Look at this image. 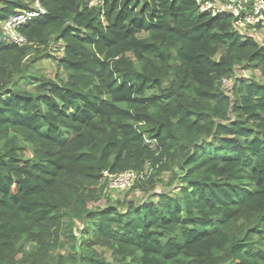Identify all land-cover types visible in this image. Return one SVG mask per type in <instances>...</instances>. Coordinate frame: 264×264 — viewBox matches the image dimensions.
<instances>
[{
	"label": "trees",
	"instance_id": "obj_1",
	"mask_svg": "<svg viewBox=\"0 0 264 264\" xmlns=\"http://www.w3.org/2000/svg\"><path fill=\"white\" fill-rule=\"evenodd\" d=\"M40 2L17 46L0 0V264H264V46L198 0Z\"/></svg>",
	"mask_w": 264,
	"mask_h": 264
},
{
	"label": "built area",
	"instance_id": "obj_2",
	"mask_svg": "<svg viewBox=\"0 0 264 264\" xmlns=\"http://www.w3.org/2000/svg\"><path fill=\"white\" fill-rule=\"evenodd\" d=\"M99 2L100 0H91L90 6ZM26 4H29V9L19 11L2 24V39L4 41L17 46L26 45L27 40L21 34V28L34 19L46 14L40 0H26ZM198 4L201 13L211 14L213 17L222 14L231 15L235 19L236 28L242 33L245 31L243 28H264V0H225L224 3L220 4L216 0H198ZM103 177L106 181L112 178L115 179L114 185H111L109 181L108 187L105 184V195L109 194L108 188L111 190H124L128 186H134L135 183L144 180L143 174L132 171H126L118 175L105 172Z\"/></svg>",
	"mask_w": 264,
	"mask_h": 264
},
{
	"label": "rangeland",
	"instance_id": "obj_3",
	"mask_svg": "<svg viewBox=\"0 0 264 264\" xmlns=\"http://www.w3.org/2000/svg\"><path fill=\"white\" fill-rule=\"evenodd\" d=\"M26 3V0H23ZM219 4L220 3H224L225 0H216ZM245 31H243L245 34L251 35L252 37H254L256 39V41H258L262 46H264V28H258V29H254V28H243ZM62 49L59 50V46L55 45L52 46V48L50 49V55L54 56V58L51 59H45L40 61L37 64V71L40 72L41 74L54 79L56 77V75L58 74V66H57V59L62 58ZM54 59V60H53ZM238 72V76H242L245 78H250L253 77V75H255L257 78L259 77V73L257 71H250V70H243ZM228 83L225 84V89L227 90L228 88H230L232 86V82L231 81H227ZM153 143L151 142L150 145H152ZM135 172V171H132ZM178 172V171H177ZM137 173V172H135ZM144 175V177H148L151 174V169H149V167L146 168V171L144 173H141ZM170 177V173H166L163 175L162 180L166 182V180H168V178ZM109 183L111 185H114V181L115 179H108ZM108 181H106L105 179H103L102 184H106L107 187L109 185ZM133 186V185H132ZM132 186H128L126 187L124 190H120V189H115V190H111L108 188V193L110 195H114L113 197L116 196L117 199L125 201V203L127 201H136L137 203H141L144 202L145 200H148L149 197L148 195H145L146 192H144L142 189H137L136 191L132 192ZM174 186V185H173ZM172 186V187H173ZM172 187H170L172 189ZM177 187V184H175L174 188L172 191H174ZM154 191H158L159 193L161 191H170L167 189V187H165V185H161L158 184L155 187ZM150 195V193H149ZM145 198V199H144ZM98 207H105V203H97V204H91L90 208L91 209H96ZM76 225H81L79 222H76ZM68 251H63L62 254H67Z\"/></svg>",
	"mask_w": 264,
	"mask_h": 264
},
{
	"label": "crops",
	"instance_id": "obj_4",
	"mask_svg": "<svg viewBox=\"0 0 264 264\" xmlns=\"http://www.w3.org/2000/svg\"><path fill=\"white\" fill-rule=\"evenodd\" d=\"M251 36V35H250Z\"/></svg>",
	"mask_w": 264,
	"mask_h": 264
}]
</instances>
